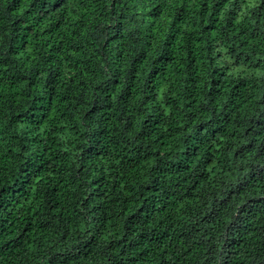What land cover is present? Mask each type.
<instances>
[{
    "label": "trees",
    "instance_id": "trees-1",
    "mask_svg": "<svg viewBox=\"0 0 264 264\" xmlns=\"http://www.w3.org/2000/svg\"><path fill=\"white\" fill-rule=\"evenodd\" d=\"M0 264H264V0H0Z\"/></svg>",
    "mask_w": 264,
    "mask_h": 264
}]
</instances>
